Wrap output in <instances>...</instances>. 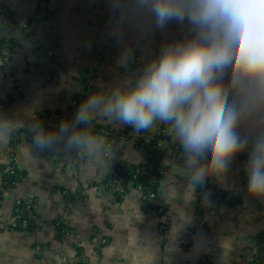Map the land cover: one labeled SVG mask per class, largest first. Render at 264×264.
<instances>
[{
	"label": "crops",
	"instance_id": "crops-1",
	"mask_svg": "<svg viewBox=\"0 0 264 264\" xmlns=\"http://www.w3.org/2000/svg\"><path fill=\"white\" fill-rule=\"evenodd\" d=\"M0 5L19 23L8 29L0 19V112L24 122L0 144V164H11L8 171L12 167L20 174L14 187L1 194L0 264H197L204 259L208 264H253V249L264 232V200L247 194V151L233 160L223 181L208 178L198 188L190 180L182 149L175 151L163 141L161 122L137 133L95 119L126 139L117 142V154L106 148L85 153L83 164L72 157L76 148L68 147L63 135L50 148L33 143L29 112L46 129H57L62 119H74L76 97L81 95L79 105L101 87L134 82L160 45L182 38L186 30L175 23L163 32L141 26L134 0H124L118 12L110 10L109 0H46L44 8L38 0H0ZM117 32L124 33L126 44L139 45L137 65L117 66ZM39 46L44 50L37 57ZM96 52L102 59L84 93L85 72ZM251 134V129L241 130V135ZM158 137L160 165L173 167V173L161 174L153 200L165 210L170 227L166 237L159 231L164 217L142 202L139 188L116 197L100 184L118 162L142 163L143 148L137 144ZM168 137L179 144L170 127ZM92 182L97 184L90 186ZM69 193L74 195L71 201ZM221 194L226 199L220 200ZM17 201L33 203L21 216L34 224L11 227ZM59 218L72 229L61 240L54 225Z\"/></svg>",
	"mask_w": 264,
	"mask_h": 264
},
{
	"label": "clouds",
	"instance_id": "clouds-1",
	"mask_svg": "<svg viewBox=\"0 0 264 264\" xmlns=\"http://www.w3.org/2000/svg\"><path fill=\"white\" fill-rule=\"evenodd\" d=\"M134 2L141 26L163 32L175 23L187 34L162 43L134 82L93 91L74 119H62L57 129H46L29 112L34 145L50 148L63 135L68 147L92 154L110 146L90 128L97 118L137 133L163 122L184 153L191 182L223 181L233 160L247 151V194L264 200V0ZM109 3L118 12L124 0ZM115 42L121 46L116 64L126 68L139 45L126 44L123 32ZM23 123L0 112V144ZM242 129L252 134L241 135Z\"/></svg>",
	"mask_w": 264,
	"mask_h": 264
},
{
	"label": "trees",
	"instance_id": "trees-1",
	"mask_svg": "<svg viewBox=\"0 0 264 264\" xmlns=\"http://www.w3.org/2000/svg\"><path fill=\"white\" fill-rule=\"evenodd\" d=\"M46 0H38V7L43 6L45 4ZM41 51L40 53H42ZM78 104L73 105L71 107V111L75 113L77 109ZM93 129H99V128H105V126H102L100 124H97L95 122H92ZM95 132V131H94ZM161 137L154 138L149 142H139L137 146L143 148L144 152V161L142 163L137 164H129L125 163L123 161L118 162L114 169L106 175V177L100 182L104 187L108 189L114 190V195L120 196L122 193L126 192L128 189H136L138 186H140L143 193L149 194L151 197H156L160 185V178H161V165H160V155L158 154V149L156 146L157 140H159ZM13 142V141H12ZM64 142L66 143V137L64 139ZM113 152H118L117 148L113 149ZM10 165H3L0 164V200H1V194L4 191L11 190L15 183L19 180L20 174L17 170H14L13 174H10V171H8V167ZM97 183H90V186H93ZM200 184H198V188L200 187ZM63 190V189H61ZM68 201H71L74 199L73 194H68ZM220 200L226 199L225 194L219 195ZM228 202L230 203V199H228ZM231 204V203H230ZM27 205L29 206L30 210H32V204L23 203L15 206L16 212L14 213L15 216H17V224H19L16 228H20V223L25 219V217L21 216L22 209L26 208ZM147 207L153 208L152 204L147 201L146 204ZM31 222L27 220V222L31 224L33 223V220L29 219ZM55 230H56V238L62 239L68 234L72 232V229L69 228L60 218L57 219L54 222ZM29 226V225H28ZM257 253L253 256V264H262V258L264 256V232L261 234V239L256 244ZM197 264H208L205 261H200Z\"/></svg>",
	"mask_w": 264,
	"mask_h": 264
},
{
	"label": "built area",
	"instance_id": "built-area-1",
	"mask_svg": "<svg viewBox=\"0 0 264 264\" xmlns=\"http://www.w3.org/2000/svg\"><path fill=\"white\" fill-rule=\"evenodd\" d=\"M0 19L2 21V24H4L5 27H7L8 29H15L18 26V24H19L14 19L13 15L11 14V12L7 8H5L4 6H1V5H0ZM51 47H52V50L54 52L56 48H55V43H54L53 40L51 41ZM43 50H44L43 47H40V46L37 47L36 51H35L36 56L39 57L40 52L43 51ZM50 53H51V51H50ZM101 59H102V54L99 53V52H96V53L90 55V65L86 69L85 78H84V81H83L84 93L88 92L91 89L92 80L94 78V75H95V72H96V68L101 62ZM132 63L134 65L138 64V62L135 59L133 60ZM82 95H83V93H82ZM80 98H81V95H80V97L79 96L76 97V102H75L76 104L78 103ZM90 128L93 129V125L92 124L90 125ZM168 128H169L168 125H166L163 122H161L160 123V135L164 136L163 137V141L168 143L172 147V149H174L176 151V150L180 149L181 147H180L179 144L173 143L169 139V137H168ZM94 131L96 133H99V134H101L103 136H106L108 138V142H109V145H110L109 147L106 148L108 152H111V151L113 152V149L117 148L116 147L117 142H120V141H123V140L126 139V136L124 134H114V133L110 132L109 130H107L105 128L95 129ZM114 153L117 154L118 152H114ZM72 157L76 160V162L78 164H83L84 161H85L86 155H85V152H83L82 150L76 149L73 152ZM9 171H10V174H13L14 169L11 167L9 169ZM138 188L141 190L140 186H138ZM141 198H142V202L145 205L147 204V201L152 204L153 208H150V209L155 211V213H158L159 215H162L161 217L165 216L164 208L162 206L154 204L153 200H154L155 197L153 198L149 194H146V193L142 192V197ZM19 204H21V202L17 201L16 205H19ZM28 207L29 206L27 205V208ZM24 223L28 224L27 221L23 220V221H21L20 226L23 225ZM18 225L19 224H17V220H14L12 222V224H11V227L12 228H16ZM169 229H170V227H169L168 219L164 217L163 222H161L159 224V231H160V234L162 235V237H166L167 236V234L169 232ZM260 239H261V235L259 236L258 241ZM256 253H257V249H256V246H255L254 249H253V255H255ZM203 261H205V259ZM262 264H264V256L262 258Z\"/></svg>",
	"mask_w": 264,
	"mask_h": 264
},
{
	"label": "water",
	"instance_id": "water-1",
	"mask_svg": "<svg viewBox=\"0 0 264 264\" xmlns=\"http://www.w3.org/2000/svg\"><path fill=\"white\" fill-rule=\"evenodd\" d=\"M161 169H162V173L161 174H164V173H167V172H172L173 173V167H171V166L162 165Z\"/></svg>",
	"mask_w": 264,
	"mask_h": 264
}]
</instances>
